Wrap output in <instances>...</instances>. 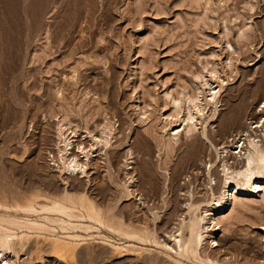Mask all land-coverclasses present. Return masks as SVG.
Masks as SVG:
<instances>
[{
    "label": "rangeland",
    "instance_id": "1",
    "mask_svg": "<svg viewBox=\"0 0 264 264\" xmlns=\"http://www.w3.org/2000/svg\"><path fill=\"white\" fill-rule=\"evenodd\" d=\"M207 78L221 84L219 101L177 138L188 97L209 98ZM97 111L117 142L98 151L96 185L93 170L62 168L60 138H91ZM256 120L264 0H0V236L18 251L10 264H264V189L209 205L224 189L219 147L246 150V131L262 132L248 127ZM226 157L243 166L241 151ZM66 194L87 196L101 215L57 209ZM193 212L218 223L198 254L179 255L167 233Z\"/></svg>",
    "mask_w": 264,
    "mask_h": 264
},
{
    "label": "bare ground",
    "instance_id": "2",
    "mask_svg": "<svg viewBox=\"0 0 264 264\" xmlns=\"http://www.w3.org/2000/svg\"><path fill=\"white\" fill-rule=\"evenodd\" d=\"M208 72V71H207ZM210 73H212V70H209ZM210 79V78H209ZM103 81V80H102ZM223 81V80H221ZM205 88H208L210 91L209 98H205V102L200 100L199 96L201 95H196L193 97H188L189 99V104H188V116L182 120H189L185 126L180 129V127L175 128V132L173 135H176L177 138H179L182 135V131L188 129L191 130L193 128H196V126L199 124V122L202 120L205 105L209 106L210 103L213 102L215 105L219 100V92L221 88V84H217L213 87H211L210 81L205 79L203 83ZM203 87V86H202ZM218 88V90H217ZM203 95V94H202ZM219 96V97H218ZM202 97V96H201ZM175 101H177L175 99ZM212 104V105H213ZM90 112V111H89ZM103 113L102 112H96V115L94 113L92 116H96V118H90L93 119L94 122L92 124H95L94 127L92 128V124L90 125L89 118H87V130L90 133L91 138L87 139V136L85 138L79 137V135H76V131L72 130L71 132L74 133L72 137H75L74 140L71 141L70 136L65 137L64 132L62 131V128L60 129V135L64 136V138H60V142H63L64 148H63V155L62 157V162L63 166L62 168L65 170H68L71 173L78 172L81 170L82 173L88 175L90 173L89 171L93 170L96 172V185L100 183H105L104 181V176L102 178L99 175V170H100V164L98 163V151L106 148L105 154L109 152V150L114 149V146L117 142V140L112 141V137L114 133L112 132V123L110 120L106 119V122L102 123V118L100 117ZM91 116V117H92ZM107 118V117H106ZM92 120V121H93ZM91 121V122H92ZM204 122V121H203ZM251 122V121H250ZM253 133L256 131L257 127H261L262 132L260 133V137H256V135H251L248 133V143H247V148L244 150L243 145L239 144L238 141H234L233 143L229 144L228 146H220L224 147L221 152H224L223 159L221 158L222 161V171H223V182H224V189L223 192H221V195L216 198V203L212 202L209 203V205H218L220 208L227 202L229 199V194L231 193L233 196L234 202L236 199L235 192L239 190H246L248 189L249 192H257L260 189H264L262 184H260L258 181L259 180H264V120H256V122H251L248 126ZM94 129L96 130V134L94 133ZM97 131L100 133L98 134ZM256 134V133H255ZM179 135V137H178ZM206 136V135H205ZM77 137V138H76ZM173 140V138H172ZM174 141V140H173ZM76 147V149H75ZM89 147V149H88ZM226 147V148H225ZM228 147V148H227ZM61 148V149H62ZM239 148V149H238ZM60 149V150H61ZM95 149V150H93ZM238 149V151H237ZM244 150V151H243ZM94 151H96V154L94 155ZM112 151V150H111ZM241 154H244V163L243 166L241 167H234L230 165L229 163V157L225 158V156H232V154H235L237 152H240ZM92 152V156L91 153ZM79 153H82L86 160L83 159V157L80 156ZM110 153V152H109ZM219 157H221V154H218ZM236 157V156H235ZM240 158V157H239ZM114 161H112L109 157L106 158L105 160V167L107 170L108 174V179L109 181L107 182L106 185L107 188L110 187V189H113L112 183L115 182V177H113V172L111 171L112 168H115L114 166ZM119 169V168H118ZM117 169V170H118ZM115 170V169H113ZM116 171V170H115ZM113 172V173H112ZM120 173V172H119ZM102 175V174H101ZM116 175V174H115ZM114 179V180H113ZM116 185V184H114ZM116 188V187H115ZM114 188V189H115ZM118 188V187H117ZM121 188V187H120ZM113 189V191H114ZM116 190V189H115ZM131 191V190H130ZM112 192V191H111ZM125 192V191H124ZM116 194V192H115ZM114 194V195H115ZM213 199V198H212ZM59 203L54 204L55 207L59 210H66L68 211L69 209L73 208L75 211L82 212L86 211L88 213L90 212H96V216L98 217L101 215V211L99 209L98 204H94L89 198L85 195L82 194V196L79 197H74L70 194H66L62 199L58 201ZM194 204V203H192ZM191 208H195V210L198 211L199 206H192ZM200 204V203H198ZM208 205V206H209ZM113 207V206H112ZM190 208V209H191ZM208 210V209H207ZM205 210V212H207ZM203 210H201L202 212ZM190 212V211H189ZM208 214L203 215L198 214L196 212H193L192 214L189 215V218L184 221L179 227H176V232L179 231L178 234L176 232L171 233L168 231V237L170 238L171 241L174 242V245L172 246V249H176L179 251V255H195L199 253V248H202V245L206 239L205 233L208 232L209 230H214L215 225H217L218 222L214 223L213 221L211 222L212 219H214L212 216L207 217ZM89 217V216H88ZM183 221V220H182ZM169 240V241H170ZM167 242V241H166ZM165 245H169L170 243H166ZM171 246V245H169ZM54 248V247H53ZM13 252V255H18V251L14 247V243L11 241L6 236H0V264H10L11 259L8 258L10 257V253ZM208 261H212L211 258L207 257ZM230 264V263H228Z\"/></svg>",
    "mask_w": 264,
    "mask_h": 264
}]
</instances>
